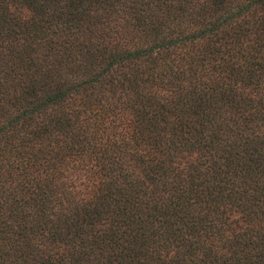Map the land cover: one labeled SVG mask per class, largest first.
I'll return each instance as SVG.
<instances>
[{"label": "trees", "instance_id": "obj_1", "mask_svg": "<svg viewBox=\"0 0 264 264\" xmlns=\"http://www.w3.org/2000/svg\"><path fill=\"white\" fill-rule=\"evenodd\" d=\"M0 264H264V0H0Z\"/></svg>", "mask_w": 264, "mask_h": 264}, {"label": "rangeland", "instance_id": "obj_2", "mask_svg": "<svg viewBox=\"0 0 264 264\" xmlns=\"http://www.w3.org/2000/svg\"><path fill=\"white\" fill-rule=\"evenodd\" d=\"M81 187V186H80Z\"/></svg>", "mask_w": 264, "mask_h": 264}]
</instances>
